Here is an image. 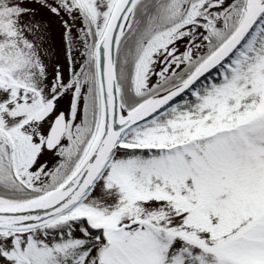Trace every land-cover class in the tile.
<instances>
[{
  "label": "snow or ice",
  "instance_id": "1",
  "mask_svg": "<svg viewBox=\"0 0 264 264\" xmlns=\"http://www.w3.org/2000/svg\"><path fill=\"white\" fill-rule=\"evenodd\" d=\"M0 264H264V0H0Z\"/></svg>",
  "mask_w": 264,
  "mask_h": 264
},
{
  "label": "rangeland",
  "instance_id": "2",
  "mask_svg": "<svg viewBox=\"0 0 264 264\" xmlns=\"http://www.w3.org/2000/svg\"><path fill=\"white\" fill-rule=\"evenodd\" d=\"M53 41L57 46H59L60 36H59V30L58 29H54V31H53Z\"/></svg>",
  "mask_w": 264,
  "mask_h": 264
}]
</instances>
